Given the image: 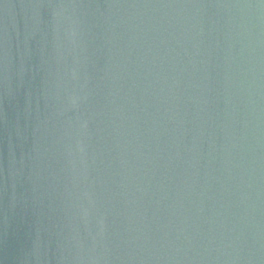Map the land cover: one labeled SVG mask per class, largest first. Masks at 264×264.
<instances>
[{"label":"water","instance_id":"obj_1","mask_svg":"<svg viewBox=\"0 0 264 264\" xmlns=\"http://www.w3.org/2000/svg\"><path fill=\"white\" fill-rule=\"evenodd\" d=\"M0 264H264V0H0Z\"/></svg>","mask_w":264,"mask_h":264}]
</instances>
